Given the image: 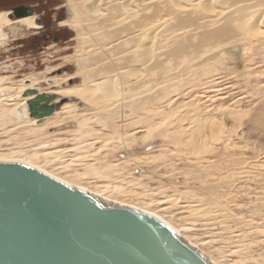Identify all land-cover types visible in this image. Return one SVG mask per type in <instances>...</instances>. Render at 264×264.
Returning a JSON list of instances; mask_svg holds the SVG:
<instances>
[{
  "label": "rangeland",
  "instance_id": "374dc122",
  "mask_svg": "<svg viewBox=\"0 0 264 264\" xmlns=\"http://www.w3.org/2000/svg\"><path fill=\"white\" fill-rule=\"evenodd\" d=\"M5 1L0 7L8 6ZM26 1L35 4L40 15L46 10L47 21L55 26L51 34L61 36V41H36L29 30L13 40L8 28L0 30L7 36L0 44V85L36 80L43 93L50 87L43 82L45 77H68L61 88L83 84V60L100 51L92 41L84 42L98 30L79 22L88 12L76 11L83 0ZM126 1L103 0L102 7ZM176 2L186 8L176 9ZM259 2L246 0L236 8L226 0H144V7L150 6L145 13L151 16L150 38L144 42L151 49L145 74L126 82L127 69L111 71L123 82L122 97L100 114L92 107L77 108L71 115L61 111L51 120L54 126L44 130L40 127L47 120L29 124L14 117L25 124L0 126V155L9 150L33 154L47 169L75 183L90 188L118 186V199L126 195L128 200L136 191L138 197L131 201L147 203L179 227L189 225L186 234L219 263L264 264V34L253 31L201 50L191 48L192 55L170 53L184 36L197 33L195 25L178 26V10L199 22L219 19V26L243 3L248 12L262 13ZM71 10L78 20L68 24L73 20ZM127 40L124 36L103 44L109 55L104 67H112L110 60L121 64L122 58L135 53V49L110 52L111 46ZM131 67L140 69L138 64ZM84 119L93 120L80 133L79 122Z\"/></svg>",
  "mask_w": 264,
  "mask_h": 264
},
{
  "label": "water",
  "instance_id": "95a60500",
  "mask_svg": "<svg viewBox=\"0 0 264 264\" xmlns=\"http://www.w3.org/2000/svg\"><path fill=\"white\" fill-rule=\"evenodd\" d=\"M10 18L36 14L32 7ZM43 25L42 20L36 21ZM42 123L62 103L25 90ZM0 264H213L171 226L140 209L104 200L28 164L0 161Z\"/></svg>",
  "mask_w": 264,
  "mask_h": 264
},
{
  "label": "bare ground",
  "instance_id": "6f19581e",
  "mask_svg": "<svg viewBox=\"0 0 264 264\" xmlns=\"http://www.w3.org/2000/svg\"><path fill=\"white\" fill-rule=\"evenodd\" d=\"M175 1H177V0H175ZM226 1L231 6H236V8H237L238 4H239V6H241L240 3L244 2L246 0H226ZM257 1L259 2V0H257ZM102 2H103V0H83V2H81L76 9V11L78 13L88 11L82 20L79 19L80 20L79 22H82V21L88 22V25L90 28H94V29L98 30V34H96V35L90 34L91 38L87 37V36L84 37V42L87 43V42L92 41L93 46H99L100 47V51L96 52L97 51L96 50L95 52L91 53V56L89 57V59L83 60L82 73L85 76V80H84L83 84L81 83V84H76L73 86H67V87L61 88V87H59L60 84L61 83L63 84L64 82H66V78H68V77H62L61 79H58L57 76L48 77V78L45 77L46 80L44 79L43 82L48 83L50 85V87L48 88L47 91L46 90L43 91V93H47L50 95H57L58 98H57V100H55V103H62L63 99H68V101L61 105L62 108L59 111H58V109L61 106L56 110V112L53 115L47 116L45 118V120L42 123H44L46 120H47V122L45 123L44 127H40V129L42 128L41 130H44L46 128H50L51 126H54L53 123L51 122V120L53 118H55L56 115L58 116V114H60L59 112H61V111L62 112L69 111L68 113H70V115H71L74 111H76L77 108H81L80 110H85V109L87 110L88 108L90 109L92 107L94 109L93 112L100 114V112L107 110L109 107H111L114 104V101H117L120 97H122V89L120 88L121 87L120 85L123 84V82L120 80L119 76L114 75V77H113L112 73L110 74L111 71L114 70V71L118 72L121 69H127L126 70L127 73L125 72L126 77H123V78H127L128 80H126V82H129V80L136 78L138 75L145 74L147 69H149V68H147L146 64L149 63L148 62L149 51H151V49L150 48L147 49V46L144 44V42L146 41L145 39L150 38L151 16L149 14L145 13L146 12L145 10L149 9L150 6L144 7V5L142 4V2H144V0H127L126 2H122V3L112 5L109 8H104V7H102ZM170 3H171V0H170ZM245 3H243V6H242L243 8L238 7L239 9L237 11H235L233 9L235 12L234 11L232 12V10L229 11L230 14H227V16L224 17L222 20V21H224V23L219 25V26L218 25L216 26V24H218V22H220L221 20L213 18L212 20H207L205 22H199V20L196 18H192L190 16L182 15L181 12L179 11L182 9H179V7L180 8L184 7L183 9H185L186 7L181 6L180 3L176 2V5L178 7V8L176 7V9H179L176 13H180V14H177L178 21L176 20L177 24H179L178 26L180 28H182V27L188 26V25H193V26L195 25V30H196L195 32H197V33L193 32L192 34H188V32H187L186 34H188V36L187 37L184 36V39L182 37L183 40H180L179 42H177L174 49L172 47V50L170 53L174 56H179V55H186L190 51L191 55H192L193 51H191V48L199 50L200 48H202L208 44H212V43L217 42V41H227V40L233 39L237 36H240L243 34H248V33L253 32V31H256V32L258 31L259 34L262 32L261 34H264L263 31L261 30L262 28H260V25L264 24V11L262 13H261V11L248 12L249 8L246 9L244 7ZM257 4H259L260 7L262 6L264 8V0H260V2ZM248 5H246V7ZM172 6H174V5H172ZM231 6H230V8H231ZM236 12H239V14H241V16L240 17L236 16L238 13L235 15L233 14ZM71 13L73 14V20L72 19L69 20L68 24H70L71 22L73 24L74 20H78L77 15L74 12H72V10H71ZM189 13L190 12H188V15H190ZM10 14L11 13L8 11H3V10L0 11V30H3L4 28H8V30H9L8 32L12 33V35L16 37L15 39L13 38V40L18 39L19 35H21V32L24 30H29L30 32H35L40 28L39 24L36 22V20L38 19V18H36V14L34 16H31L28 18L15 19L14 21H12V19H10ZM118 17L122 20H120L117 23L115 20H117ZM138 30L141 31V33L139 34V36L138 35L135 36V34ZM1 33L2 32H0V44H4L6 42L5 39L7 38V36L2 35ZM124 36L128 37V40L124 41L123 43L120 42V43H116L113 46H111L109 48L110 52L117 55V54H122L124 52H129L131 49H133V50L135 49V53L133 52V54H130L128 56L125 55L127 57L122 58V60L120 59L122 62L121 64L118 62L115 63L113 60H110L109 64L112 65V67L111 66L109 68L104 67L105 64L103 62H105L108 59V57H106L108 55L107 54L108 51L104 49L103 44L106 43L108 45L110 43L120 41L121 39H123ZM195 36H198V38H197L198 42H193L192 38H194ZM173 45H174V43H173ZM212 46H213V44H212ZM194 51L197 53L196 50H194ZM194 55H195V53H194ZM174 56H172V57H174ZM118 59H119V57H118ZM135 64H138L140 66V69H138L137 67H131L132 65L135 66ZM161 64H162L161 60H158V63L156 62L157 68L162 67ZM80 65H82V64H80ZM52 73L53 72H51V73L49 72V74H52ZM115 77H119V78H115ZM122 80L124 81L125 79H122ZM29 81H30V83H29ZM29 81L28 82L23 81L17 85L16 84L0 85V126H6L8 123L14 124L15 122H16V124H19V125L23 124V126H24L25 123H20L19 121H24V122L28 121V123L30 122L29 124L36 123V122H37V124H42L39 122L38 119L33 118L30 115L28 100H31L34 97H28V98L23 97V93L25 92V90L32 88L33 86H35L37 84L36 80H33V81L29 80ZM0 82H1V79H0ZM38 89H39V87H38ZM1 92H2V94H1ZM77 116H79V115H76V117ZM14 117L16 119H18L19 121L17 122V120H15ZM69 117H72V116H69ZM76 117H74V118H76ZM91 118H93V117H91ZM90 119L80 120V122H79L80 123V129L78 130V132L82 133V130L86 129L85 127L88 126L87 125L88 122L89 121L92 122V120H93V119L92 120H90ZM54 124H56V123H54ZM89 124H91V123H89ZM40 126H42V125H40ZM184 126H185V124H184ZM84 132H83V134H84ZM86 132H88V131H86ZM85 135H86V133H85ZM163 136H164V134H163ZM187 137H189V136H187ZM199 146H200V144H199ZM200 148H201L200 150L204 149V148H202V146ZM9 152H12L11 155L8 154ZM9 152L7 153V155H0V161L21 162V163L28 164V165L50 175V176H52L58 180H61V181L65 182L69 185L76 186V187L82 188L84 190H87V191L93 193L94 195L104 199V200H107L110 202H115V203H120L122 205L131 206V207L140 209L144 212H147L149 214L155 215L158 218H160L161 220H163L166 224L171 226L188 243H190L192 246H194L196 249H198L200 252H202L204 255H206L213 262V264H221L215 258H213L211 255H209L206 251H204L199 246L198 243L193 241L192 238H190V236H188L186 234V232L188 230H190L188 228L189 225L187 226L186 224H184L183 226L179 227V226L175 225L173 222H171L170 218H168L165 215L158 213L157 211L151 209L147 203L143 204V205H138L136 202L131 201L134 198V196L136 198V196H137L136 191H135V195L132 198H129L132 196L131 195L132 193L130 194L128 192L130 195L128 197L129 199L127 200L126 195H125L126 193H123L121 190V192L125 196L121 195L122 193L120 195L122 197L124 196L126 199L124 197L122 199H118L116 194L120 193L118 190L121 188H119L116 185L115 186L109 185V186H103V187H98V188H90L86 185L75 183V182H73V180H69L67 178H64V177L58 175L57 174L58 171L55 173L54 171H51L53 169H51V170L47 169L44 165H42V161L38 160V158H36V156H33V154H32V156L30 154H29L30 156H28L26 154L25 155L21 154L22 151H20V155H18L19 152H18V154H16V152L12 151V150L11 151L9 150ZM13 152H15V153H13ZM196 154H197V152H196ZM211 155H212V153H211ZM38 156H39V153H38ZM48 156H51V155H48ZM42 157H46V156L43 155ZM48 159L46 160L47 162H48ZM46 161H45V164H47ZM60 166H64V165H60ZM76 181H78V180H76ZM119 186H121V185H119ZM117 191H118V193H116ZM147 196H145V197H147ZM140 197H142V196H140ZM143 199H145V198H143ZM143 202L144 201H142V203ZM167 209H169V208H167Z\"/></svg>",
  "mask_w": 264,
  "mask_h": 264
},
{
  "label": "flooded vegetation",
  "instance_id": "af4514ba",
  "mask_svg": "<svg viewBox=\"0 0 264 264\" xmlns=\"http://www.w3.org/2000/svg\"><path fill=\"white\" fill-rule=\"evenodd\" d=\"M2 1H4V0H0V2H2ZM6 1H5V3L8 4V6H6V7L2 6V7H0V10H4L3 8L8 9V10H12V9H15L17 7H20V6L34 7V5H35V4H31V2L26 1V0H6ZM39 3H40V1L37 2V4H39ZM34 8H36V13L39 14V12H41L39 8H37V7H34ZM38 20H42L43 25L40 26L39 31L34 32L35 33L34 34L35 36L33 38L34 40L39 41L40 39H42L43 41L48 42L51 38H53L56 42L61 41V36H54L51 34V30H55V26H52V24H50L47 21L46 10H44L41 15L39 14ZM59 74H62V71Z\"/></svg>",
  "mask_w": 264,
  "mask_h": 264
}]
</instances>
